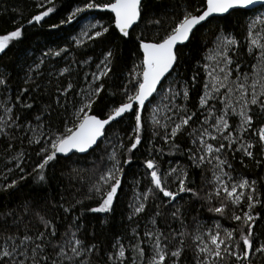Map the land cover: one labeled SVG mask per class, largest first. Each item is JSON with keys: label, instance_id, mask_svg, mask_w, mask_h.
<instances>
[{"label": "snow or ice", "instance_id": "6c2138e0", "mask_svg": "<svg viewBox=\"0 0 264 264\" xmlns=\"http://www.w3.org/2000/svg\"><path fill=\"white\" fill-rule=\"evenodd\" d=\"M35 7L43 10L27 25L43 28L57 11L55 0H36ZM168 7L149 11L145 0H82L51 28L87 19L81 14L88 12L107 14V22L92 16L64 47H49L21 64L24 77L15 92L10 76L0 73V157L6 167L0 192L18 197L15 207L0 211V264L264 259V215L256 211L264 207V176L246 174L264 167V0H177L171 12ZM25 29L0 34V54L22 42ZM116 40L131 46L133 58L119 73ZM195 43L204 54L191 75L182 76L185 50ZM89 47L83 59H69L70 49ZM194 91L197 101L190 105ZM141 148L147 155L136 175L147 183L132 182L128 231L104 246L92 242L95 232H85L82 218L90 213L111 225L126 168ZM178 156L183 163L165 159ZM29 178L43 193L39 199L24 190ZM60 178L76 192L77 184L86 191L76 198L65 190L57 200L48 189ZM201 210L209 214L207 222Z\"/></svg>", "mask_w": 264, "mask_h": 264}, {"label": "trees", "instance_id": "16d2710c", "mask_svg": "<svg viewBox=\"0 0 264 264\" xmlns=\"http://www.w3.org/2000/svg\"><path fill=\"white\" fill-rule=\"evenodd\" d=\"M145 2L149 11H160L161 5H168V11L171 12L173 10L171 5L176 3L177 0H145ZM180 2H182V0H180ZM35 3L36 0H0V34H6L8 31H11L15 27H19L21 25L26 26L22 42L16 43L15 47L10 46V48L6 50V53L0 56V73H7L10 76V89L12 90V92L16 91L24 77V73L23 71H21V64L26 65L28 63H31L33 59H35L41 54L42 50H46L49 47H64L67 42H71L72 36L79 35V32L83 28L84 24L88 22V19L91 20L92 16H95L97 19L103 17L104 19L101 22H107V14L100 12H88L81 14L87 19L82 20L81 17H77L76 20H74L70 25H64L58 29H52V23H58L60 19L67 17L70 14L71 10L74 9L77 5L82 6V0H55V6L57 11L53 13L50 18H46L49 22L44 24L43 28L39 26L33 27L27 25V21L36 12L43 10L36 8ZM92 22L94 23L96 21L92 20ZM232 23L233 21L231 20L224 21L225 26L228 27H231ZM141 27H143V25ZM152 34L153 33L151 30L146 32V35L149 36V38H151ZM161 35H163V32H161ZM239 35L242 39L243 29H240ZM207 38L211 39V36H208ZM107 39H114V37L109 36ZM115 47L119 50V63L117 64L115 71L119 73L126 64L130 63V60L133 58L129 55V48L131 47L130 45H123L119 40H116ZM99 50V48H96V52H99ZM70 52H73L74 56L69 57V59L75 58L77 60H80L84 58L85 52L91 53L92 48L89 47L86 49H70ZM203 54L204 50H200L199 43H195L192 46V50L190 53L188 52V50H185L184 63L179 69L181 75L190 76L193 67L196 65L197 60L200 59ZM63 64L64 61H60L58 67H62ZM196 101L197 94L194 91L191 94L190 105L191 103H195ZM156 102L159 103V98ZM104 107L105 105H100L101 115L103 114L102 110ZM145 115L147 116V113ZM121 135H123V133H121ZM113 139H115V137H113ZM135 155L138 159L134 160L133 164L126 168V178L123 185V191L120 195V200L116 208L115 220L111 223V225H102L100 221L97 220L94 215L90 213H86L85 216L82 218V223L85 225V232H95V241L92 242L98 241L101 246L107 245L109 241L113 240L115 234L126 233L129 229V222L126 219V216L129 211L127 204L132 196V182L134 179H142V177H139L136 174L143 172V169L141 167H138V165L141 163L142 157L147 155V152L144 148H141L140 151L137 152ZM165 159L168 161L176 160L180 163H183L185 157H165ZM81 163L83 164L84 162ZM31 164L32 161L30 160L27 164V167L29 169L31 168ZM167 166V164L164 165L165 168ZM237 170L242 171L238 164ZM5 173L6 167L4 159L0 157V175H3ZM246 174L252 177L264 176V167L259 169H252L251 172ZM14 178H16L15 174H9V179ZM0 183H5V181L0 180ZM146 183L147 181H144L142 179L141 187H143V185ZM30 184L31 178H29V182L25 184V192L39 199L43 195V193L31 187ZM68 185L69 181L65 180L64 178H60L58 181L54 182L53 185L48 189V194L51 196H55L58 200V193L65 190L66 194L72 193L76 196V198H80L81 194L86 191V185H76V187H81V192L79 193L75 191L74 187L69 188ZM17 199L18 197L16 196H9L7 193L0 192V211H6L10 207H15ZM68 199H72V195H68ZM77 207L79 209L80 206ZM147 211L151 213L153 211V208L149 207ZM256 211L264 215V207L258 206ZM195 212L196 209H193V214H195ZM201 213L202 217L205 218V221L207 222L206 218L209 216V214L203 210H201ZM52 214V212H49V215ZM60 215H62V212L57 214V223H61L59 219ZM188 223L191 225V218H189ZM223 223L225 224V226L228 225V221H223ZM163 226V223H161V227ZM63 227L64 225L61 224V232L63 231ZM81 237L85 238L86 242L91 239L90 236L86 237L85 233H81ZM257 264H264V259L259 260Z\"/></svg>", "mask_w": 264, "mask_h": 264}, {"label": "rangeland", "instance_id": "374dc122", "mask_svg": "<svg viewBox=\"0 0 264 264\" xmlns=\"http://www.w3.org/2000/svg\"><path fill=\"white\" fill-rule=\"evenodd\" d=\"M87 21L89 22V19H88ZM88 22H87V23H88Z\"/></svg>", "mask_w": 264, "mask_h": 264}, {"label": "water", "instance_id": "95a60500", "mask_svg": "<svg viewBox=\"0 0 264 264\" xmlns=\"http://www.w3.org/2000/svg\"><path fill=\"white\" fill-rule=\"evenodd\" d=\"M3 54H0V56H2Z\"/></svg>", "mask_w": 264, "mask_h": 264}]
</instances>
